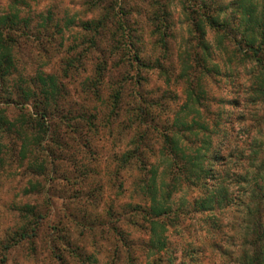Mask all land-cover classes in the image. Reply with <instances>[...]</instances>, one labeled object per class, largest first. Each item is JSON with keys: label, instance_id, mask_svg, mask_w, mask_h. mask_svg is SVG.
<instances>
[{"label": "clouds", "instance_id": "obj_1", "mask_svg": "<svg viewBox=\"0 0 264 264\" xmlns=\"http://www.w3.org/2000/svg\"><path fill=\"white\" fill-rule=\"evenodd\" d=\"M0 264H264V0H0Z\"/></svg>", "mask_w": 264, "mask_h": 264}]
</instances>
